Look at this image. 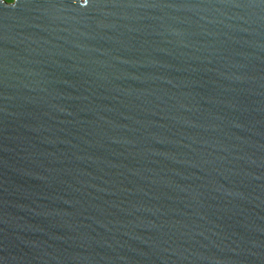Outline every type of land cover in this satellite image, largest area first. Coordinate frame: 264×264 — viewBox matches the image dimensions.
Here are the masks:
<instances>
[{
  "label": "water",
  "instance_id": "1",
  "mask_svg": "<svg viewBox=\"0 0 264 264\" xmlns=\"http://www.w3.org/2000/svg\"><path fill=\"white\" fill-rule=\"evenodd\" d=\"M0 264H264V0H0Z\"/></svg>",
  "mask_w": 264,
  "mask_h": 264
},
{
  "label": "trees",
  "instance_id": "2",
  "mask_svg": "<svg viewBox=\"0 0 264 264\" xmlns=\"http://www.w3.org/2000/svg\"><path fill=\"white\" fill-rule=\"evenodd\" d=\"M6 3H11L12 1L11 0H4Z\"/></svg>",
  "mask_w": 264,
  "mask_h": 264
},
{
  "label": "rangeland",
  "instance_id": "3",
  "mask_svg": "<svg viewBox=\"0 0 264 264\" xmlns=\"http://www.w3.org/2000/svg\"><path fill=\"white\" fill-rule=\"evenodd\" d=\"M11 1L13 2L14 0H11ZM12 2H11V3H12Z\"/></svg>",
  "mask_w": 264,
  "mask_h": 264
}]
</instances>
